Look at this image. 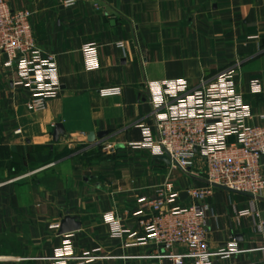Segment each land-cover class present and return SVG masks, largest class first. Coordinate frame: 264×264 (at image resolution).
<instances>
[{
	"label": "crops",
	"instance_id": "1",
	"mask_svg": "<svg viewBox=\"0 0 264 264\" xmlns=\"http://www.w3.org/2000/svg\"><path fill=\"white\" fill-rule=\"evenodd\" d=\"M5 1L30 13L36 45L55 57L60 91L45 110L29 111L27 90L13 85L17 74L0 56V264H48L66 242L79 255L105 257L79 264H171L153 245L126 246L107 223L137 231V198L171 177L160 170L167 165L130 146L143 140V128L156 137L146 84L184 80L193 88L237 68L248 124L264 125V0H75L70 8ZM88 43L97 46L96 69L85 65ZM252 79L258 94L249 91ZM108 88L119 94L99 95ZM57 123L65 136L54 143ZM90 132L107 136L91 144ZM99 146L115 147L114 158L86 159ZM260 162L264 176V155ZM194 165L200 176L172 181L179 207L193 203L187 189L207 185L204 161L197 156ZM205 203L208 249L235 242L243 251L212 264H264V190L249 197L213 188ZM67 216L79 228L59 234Z\"/></svg>",
	"mask_w": 264,
	"mask_h": 264
},
{
	"label": "built area",
	"instance_id": "2",
	"mask_svg": "<svg viewBox=\"0 0 264 264\" xmlns=\"http://www.w3.org/2000/svg\"><path fill=\"white\" fill-rule=\"evenodd\" d=\"M51 1L64 8L76 3L75 0ZM82 52L86 67L96 69L97 46L85 44ZM0 56L4 57V66L17 74L13 85L27 90L26 108L31 112L45 110L48 100L60 91L55 57L36 45L30 13L24 9L12 10L5 0H0ZM237 71V68L228 69L210 80L201 77L193 88L184 80L147 82L156 137L143 128V140L130 146L147 150L152 157L166 155L171 162L169 167L185 173L194 168L195 158L200 157L206 167L207 185L187 189L193 203L179 207L175 205L179 192L167 177L151 194L137 198L139 208L134 213L138 219L137 231L124 228L118 219H108L112 237L127 241L126 246L153 245L161 251L156 257L171 264H212L216 257L243 252L235 242L210 251L206 241L209 207L205 200L212 194L210 184L252 196L264 190L260 162L264 155V125L248 124L251 110L236 90ZM248 87L251 94L262 91L257 79L250 80ZM116 94L118 88L99 91L101 96ZM249 212L252 211L243 214ZM99 258L105 257L94 253L79 255L66 242L46 260L48 264H79Z\"/></svg>",
	"mask_w": 264,
	"mask_h": 264
},
{
	"label": "water",
	"instance_id": "3",
	"mask_svg": "<svg viewBox=\"0 0 264 264\" xmlns=\"http://www.w3.org/2000/svg\"><path fill=\"white\" fill-rule=\"evenodd\" d=\"M63 136H65V131L63 129V126L59 123L55 124L54 129H53V133H52L53 142L57 143L59 141V139ZM106 136H107L106 132H99V133L90 132L87 136V142L92 144V143H94V141L96 139L101 140V139L105 138ZM154 158L158 161H161L162 163H164L167 166L171 165V162L166 155L156 156ZM210 185L213 188L226 190V191H230V192H234V193H239L242 195L252 197V195H250V194L233 191V190H230V189H228L224 186L218 185V184L213 183ZM78 228H79V223L76 220H74L73 218H70L67 216L60 221L58 232H59V234H69V233L76 231Z\"/></svg>",
	"mask_w": 264,
	"mask_h": 264
},
{
	"label": "rangeland",
	"instance_id": "4",
	"mask_svg": "<svg viewBox=\"0 0 264 264\" xmlns=\"http://www.w3.org/2000/svg\"><path fill=\"white\" fill-rule=\"evenodd\" d=\"M114 148L115 147H112L110 149V148H107V146H101V147L99 146L96 149H94L92 152H90L88 154V156L86 157V159L91 158V159H96L98 161H100V160L104 161V160L112 159V158H114V155L112 154L114 151ZM160 170H162V172H164L166 174L170 173L171 174L170 180L174 181V182L176 181L178 184L180 182V179H179L180 177L189 176V174L190 175L195 174V175L200 176V174L196 171V168L191 169L189 171V173H185V172H180L179 170L173 169L169 166L165 167L162 164V166L160 167ZM92 173H95V172L93 171ZM64 245H65V243L63 244V246Z\"/></svg>",
	"mask_w": 264,
	"mask_h": 264
},
{
	"label": "trees",
	"instance_id": "5",
	"mask_svg": "<svg viewBox=\"0 0 264 264\" xmlns=\"http://www.w3.org/2000/svg\"><path fill=\"white\" fill-rule=\"evenodd\" d=\"M5 149V147H0V150Z\"/></svg>",
	"mask_w": 264,
	"mask_h": 264
}]
</instances>
